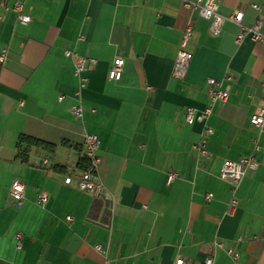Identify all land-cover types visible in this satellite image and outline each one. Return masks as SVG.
Returning <instances> with one entry per match:
<instances>
[{
    "label": "crops",
    "instance_id": "0c3cea01",
    "mask_svg": "<svg viewBox=\"0 0 264 264\" xmlns=\"http://www.w3.org/2000/svg\"><path fill=\"white\" fill-rule=\"evenodd\" d=\"M215 1L221 16L260 21L264 35V0ZM189 25L192 60L179 81L171 72ZM238 33L226 22L213 35L182 0H0V264H199L207 256L264 264V126L247 123L264 106V46L237 45ZM66 51L95 62L79 96ZM117 58L122 75L111 82ZM225 87L227 102L212 105L203 124L185 123L186 110L203 112L207 92ZM75 102L81 119L70 111ZM83 134L101 141L97 198L77 186ZM21 136L53 147L28 149L22 163ZM202 139L205 157L192 150ZM249 156L257 168L236 188L218 178L224 162ZM14 181L24 185L19 208L9 196Z\"/></svg>",
    "mask_w": 264,
    "mask_h": 264
},
{
    "label": "built area",
    "instance_id": "2783aa9c",
    "mask_svg": "<svg viewBox=\"0 0 264 264\" xmlns=\"http://www.w3.org/2000/svg\"><path fill=\"white\" fill-rule=\"evenodd\" d=\"M182 6L187 11H196L203 18L209 21V31L213 35H219L223 25L226 22L233 23L239 27V33L236 36L235 44H240L245 38H248L251 42L255 44H260L264 46V35L261 33V22L256 21L250 26H244L242 24L243 14L241 12H236L228 16H221L218 13V5L215 0H196L191 2L189 0H182ZM1 7L6 9L4 3ZM12 11L15 13L17 21L20 25H27L30 22V17L23 13L22 5L20 3H14ZM193 33V28L191 25L187 26L180 43V48L176 54V58L173 64L171 77L175 80L182 81L185 79L188 72L189 66L192 60V54L186 51L187 45ZM66 58L73 60V67L75 71L76 78L78 80V93L87 84L86 74L90 70L91 66L95 63L93 60H88L85 58H78L69 51L64 53ZM7 52L3 50L0 53V64L6 61ZM123 62L121 59H115L110 65L107 79L111 82H118L122 75ZM262 77L264 79V68L262 71ZM210 86H215L217 82L215 80H208ZM229 87L224 89L209 90L207 96L209 99V105L205 110L199 114H195L192 110L188 109L185 113V123L192 125L195 123L203 124L206 117L210 114V108L215 104H225L228 100ZM62 101V97L58 99ZM70 111L72 115L81 119L84 109L80 102H75ZM90 113H95L94 110H90ZM248 127L251 129L261 130L264 126V106L260 108L255 114L249 117ZM212 130L207 128L204 129V135H211ZM101 146V141L99 138L92 134H83L82 136V157L85 160V167L80 171L77 186L80 192L89 194L95 198L102 196L103 186L97 177V170L101 163V159L98 155L99 148ZM260 148L256 145L255 150ZM192 150L195 151L199 156L205 157V140L202 139L198 144L192 146ZM257 168L256 160L253 156L245 157L240 159L238 162L226 161L222 164L218 178L230 184L233 188L241 182L245 175L246 170H255ZM176 178L175 174H168L166 183L170 184ZM70 178L65 180V183H70ZM9 196L14 201L15 208H19L24 201V185L19 181H14L9 189ZM212 196L210 194L205 196V200L209 202ZM47 201V195L45 192H41L38 196V204L43 206ZM236 200L232 199L229 207L228 213L231 214L236 207ZM68 221L71 219L67 218ZM18 239L19 236H16ZM97 252H102V248L97 246ZM230 253V251H229ZM236 259V255H233ZM182 260H177L175 264H183ZM199 264H213V259L207 256Z\"/></svg>",
    "mask_w": 264,
    "mask_h": 264
},
{
    "label": "trees",
    "instance_id": "16d2710c",
    "mask_svg": "<svg viewBox=\"0 0 264 264\" xmlns=\"http://www.w3.org/2000/svg\"><path fill=\"white\" fill-rule=\"evenodd\" d=\"M53 146H50L44 142L34 140L29 137L21 136L17 142V150L18 154L16 156L17 159H19L22 163L27 162V151L30 148H45L48 150H51ZM85 167V160L82 159L79 164L78 168L83 169Z\"/></svg>",
    "mask_w": 264,
    "mask_h": 264
}]
</instances>
